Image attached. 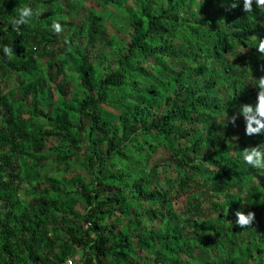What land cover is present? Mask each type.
Here are the masks:
<instances>
[{
  "label": "trees",
  "instance_id": "1",
  "mask_svg": "<svg viewBox=\"0 0 264 264\" xmlns=\"http://www.w3.org/2000/svg\"><path fill=\"white\" fill-rule=\"evenodd\" d=\"M92 1L0 0V264H264V199L232 243L239 194L201 210L198 182L258 172L229 123L250 19L229 0Z\"/></svg>",
  "mask_w": 264,
  "mask_h": 264
},
{
  "label": "clouds",
  "instance_id": "2",
  "mask_svg": "<svg viewBox=\"0 0 264 264\" xmlns=\"http://www.w3.org/2000/svg\"><path fill=\"white\" fill-rule=\"evenodd\" d=\"M231 8L238 9L241 13L247 15L250 19L248 22L250 30H239L238 38L235 41L239 51L244 54L246 60L241 62V65L232 71L233 75H239L240 81H242V90L244 92L242 99L238 102V110L235 111L229 120V123L235 124V137L242 136L246 140L256 139V143L252 144L251 149H245L242 152V156L239 163H246L254 170L258 171L255 178H246L244 180L239 179L238 176L231 170V178L235 177V180L230 179V186L219 193L213 192V182L215 180L212 177L210 183L205 181L202 177L198 182L201 185L203 193L206 195V200H201L200 209L210 207L218 202H223L227 197L232 194H239V198L242 203V208L239 211L232 213L224 211L227 215L226 221L232 222L237 230L229 234L228 241L239 243L242 240L251 236V229H255L261 225L259 223L262 217V200L264 199V0H229ZM86 12L85 10H82ZM222 17V22L226 25V21L230 20V16L225 12ZM33 16L32 9L29 7H23L19 10V17L13 19L12 23L16 26V30H19L21 25L29 24ZM242 16V15H241ZM227 26V25H226ZM52 28L55 33L62 32V27L59 23H54ZM259 32V34H258ZM245 39V40H242ZM67 42V40L65 41ZM4 55L11 60L14 56L12 48L9 46H3ZM229 79L221 80V87L226 90ZM215 168L211 167L208 171H213ZM245 187V192L241 191V188ZM188 194H184L183 199L187 200ZM246 198V200H245ZM248 198H252L249 202ZM187 203L184 206L186 210ZM223 213V212H222ZM214 215H210L215 216ZM255 226V227H254ZM254 234V233H253ZM233 238V239H232ZM222 245H227L223 243ZM237 248L235 249V251ZM252 252H257L252 250ZM76 264V262H75Z\"/></svg>",
  "mask_w": 264,
  "mask_h": 264
},
{
  "label": "rangeland",
  "instance_id": "3",
  "mask_svg": "<svg viewBox=\"0 0 264 264\" xmlns=\"http://www.w3.org/2000/svg\"><path fill=\"white\" fill-rule=\"evenodd\" d=\"M85 4H86V6L87 7H89V6H91V7H96V4L92 1V0H86V2H85ZM64 183L66 184V181H64ZM25 187V185H23L22 186V189ZM25 191L23 192H20V197H24L25 195ZM186 205V202L183 200V199H179L178 200V203H176V206L178 207H180V209L179 210H182L183 208H184V206Z\"/></svg>",
  "mask_w": 264,
  "mask_h": 264
},
{
  "label": "built area",
  "instance_id": "4",
  "mask_svg": "<svg viewBox=\"0 0 264 264\" xmlns=\"http://www.w3.org/2000/svg\"><path fill=\"white\" fill-rule=\"evenodd\" d=\"M41 264V263H37ZM61 264H75L74 260H68L66 263H61Z\"/></svg>",
  "mask_w": 264,
  "mask_h": 264
}]
</instances>
